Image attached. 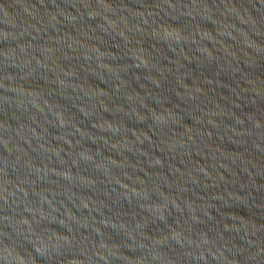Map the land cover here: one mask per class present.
<instances>
[{"label": "water", "instance_id": "1", "mask_svg": "<svg viewBox=\"0 0 264 264\" xmlns=\"http://www.w3.org/2000/svg\"><path fill=\"white\" fill-rule=\"evenodd\" d=\"M0 264H264V0H0Z\"/></svg>", "mask_w": 264, "mask_h": 264}]
</instances>
